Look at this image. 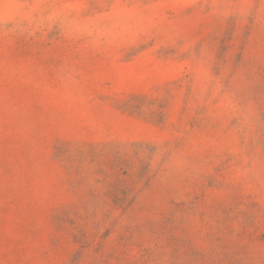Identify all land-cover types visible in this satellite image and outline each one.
<instances>
[{
	"label": "rangeland",
	"instance_id": "rangeland-1",
	"mask_svg": "<svg viewBox=\"0 0 264 264\" xmlns=\"http://www.w3.org/2000/svg\"><path fill=\"white\" fill-rule=\"evenodd\" d=\"M0 264H264V0H0Z\"/></svg>",
	"mask_w": 264,
	"mask_h": 264
}]
</instances>
